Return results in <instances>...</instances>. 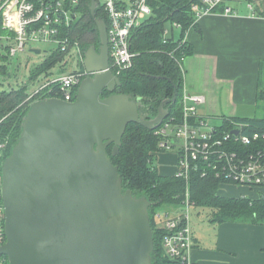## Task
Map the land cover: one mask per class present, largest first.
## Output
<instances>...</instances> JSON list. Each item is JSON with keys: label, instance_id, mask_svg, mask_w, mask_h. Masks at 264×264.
I'll use <instances>...</instances> for the list:
<instances>
[{"label": "water", "instance_id": "water-1", "mask_svg": "<svg viewBox=\"0 0 264 264\" xmlns=\"http://www.w3.org/2000/svg\"><path fill=\"white\" fill-rule=\"evenodd\" d=\"M97 7L90 0L98 46L84 51L89 75L75 99L33 102L3 161L6 241L0 254L8 264H153L152 203L123 188L107 147L112 144V156L119 152L129 123L155 129L175 102L177 87L153 117L143 113L139 98L118 92L121 81L108 70L106 24ZM104 91L109 94L102 96Z\"/></svg>", "mask_w": 264, "mask_h": 264}, {"label": "built area", "instance_id": "built-area-1", "mask_svg": "<svg viewBox=\"0 0 264 264\" xmlns=\"http://www.w3.org/2000/svg\"><path fill=\"white\" fill-rule=\"evenodd\" d=\"M96 1L105 16L108 70L119 76L133 64L136 53L130 48L131 38L135 30L151 15L150 0ZM240 5L245 7L249 15H259L255 0H191L189 8L194 16L193 21L197 22L210 14L236 16L241 13ZM70 19L69 10L63 9L60 2L0 0V22L2 28L8 32L2 37L10 43L7 54L12 60L30 44L44 42L58 46L61 51L66 52L65 56L74 55L80 64L75 70L51 74L32 93L48 87V93H51L49 98L73 101L80 82L89 75L83 66L84 54L78 42H69L67 37H60V27L69 25ZM174 27L179 28L180 25L173 22L170 30L164 28L163 36H168ZM183 37L181 44L186 33ZM181 44L178 43L176 48L181 47ZM184 59L181 51L177 60L181 70ZM59 64L64 65L61 62ZM204 100L203 95L182 89L179 100L180 115L176 117L168 113L153 129V134L159 140V150L155 154L175 150V168L172 175L182 179L185 184L181 203L177 207L169 208L162 220L166 229L163 246L169 256L186 264L191 263L189 254L193 246L190 224V208L195 207L190 195V181L193 176L212 177L223 186L234 185L249 190L254 187L264 188V134L244 133L246 123L240 120L227 117L225 122L222 117L199 114L197 106ZM217 119H221L220 122ZM7 148L8 141L0 139V246L6 241L1 170ZM159 217L157 212L156 220ZM0 264H8L5 255L0 254Z\"/></svg>", "mask_w": 264, "mask_h": 264}, {"label": "trees", "instance_id": "trees-1", "mask_svg": "<svg viewBox=\"0 0 264 264\" xmlns=\"http://www.w3.org/2000/svg\"><path fill=\"white\" fill-rule=\"evenodd\" d=\"M46 2H60L63 9L70 12L69 25L60 27V37H67L69 42L77 41L83 54L90 45L98 46V31L93 17L90 14V0H44ZM191 0H150L151 15L139 26L132 38L130 48L136 53L130 68L122 71L118 76L121 85L118 92L131 94L139 98L141 110L147 117H153L162 100L173 95V84L177 87L175 102L167 105L169 115H180L179 100L183 87L182 70L178 61L183 51L184 57L191 52L188 41L181 40L188 29L196 28L194 16L190 11ZM253 1V0H246ZM264 0L256 6L260 16L264 17L261 8ZM97 16H105L97 7ZM165 21L170 24L177 22L180 25L178 39L171 31L168 36H163ZM8 32L2 28L0 22V76H9L11 65L16 63L17 57L11 59L7 50L9 42L2 37ZM165 39V41H164ZM178 43L181 47H177ZM173 51L172 53H170ZM66 52L58 46L48 51L44 60L34 66L28 75L27 82H32L38 77H49L53 67L61 62ZM16 65V64H15ZM264 59L259 62L256 99H264L263 81ZM15 69V68H14ZM61 65L59 71H64ZM158 76H165L172 82ZM104 91L102 96L108 95ZM48 87H44L35 93H28L26 84L16 88L0 89V139L8 141L5 158L10 154L12 146L16 143L21 129V123L31 103L49 98ZM75 99V97H74ZM73 99V100H74ZM227 117L222 116L226 122L233 118L246 123L244 133L259 132L264 134V117ZM158 137L153 130L146 129L137 123H129L122 136L119 152L111 155L112 144L107 147V152L113 164L118 166L119 176L122 178L123 188H129L135 194L145 195L152 203L149 207L150 224L153 230L154 248L152 252L153 264H186L176 257L169 256L163 246V236L166 229L158 223L155 214L161 207H177L184 193V182L172 174H162L154 164L153 159L159 150ZM220 182L212 177L200 178L193 176L190 181V195L195 207L209 208L210 222H243L260 224L264 228V196H231L220 192ZM194 245V237L192 232ZM193 248V246H192ZM264 251V242L262 246ZM192 264V263H190Z\"/></svg>", "mask_w": 264, "mask_h": 264}, {"label": "crops", "instance_id": "crops-1", "mask_svg": "<svg viewBox=\"0 0 264 264\" xmlns=\"http://www.w3.org/2000/svg\"><path fill=\"white\" fill-rule=\"evenodd\" d=\"M239 9L241 13L236 16L205 15L197 21L196 28L186 32L185 40L192 52L182 63V89L204 96L206 114L198 111L201 115L255 116L242 114L239 107L257 103L259 62L264 59V17L249 15L243 5ZM262 78L264 81V68ZM160 167V173L172 174L175 157L170 166L161 164ZM211 223L217 226L212 242L206 239L199 225L191 224L194 245L189 260L192 264H264L262 225ZM206 240L210 242L209 247L202 246Z\"/></svg>", "mask_w": 264, "mask_h": 264}, {"label": "rangeland", "instance_id": "rangeland-1", "mask_svg": "<svg viewBox=\"0 0 264 264\" xmlns=\"http://www.w3.org/2000/svg\"><path fill=\"white\" fill-rule=\"evenodd\" d=\"M164 27L167 29H171L170 21H165ZM174 36L176 39H178L181 29L180 27L176 28L174 27ZM31 48L39 49L40 53L36 54L30 51ZM54 48L53 44L44 43V42H35L27 46L24 50V52L20 53L16 59V65H11L12 69L10 70L9 76L7 78L0 76V89H9L11 87L16 88L19 85L26 84V90L28 93H32L36 89H38L49 77H38L36 80L32 82H27L28 75L30 73V70L40 64L44 57L47 55L48 51ZM64 65V71H72L77 69L80 64L77 62V58L74 57V55H67L64 57V59L61 61ZM62 64H56L52 71L54 75L60 74L62 71H59V67ZM15 68V69H14ZM32 104V103H31ZM207 106H205V103H201L197 106V110L203 111ZM239 109L243 112L242 114H252L257 117H264V99L257 100V103L255 105H249V106H241ZM205 113V112H204ZM206 114V113H205ZM241 114V113H240ZM219 118V117H217ZM218 122H220L221 119H217ZM216 120V121H217ZM175 157V150L163 152L161 154H157L153 162L154 164L159 167L160 171L162 170L160 165L164 164L165 166H170L171 162H173ZM221 185L220 192L222 191L225 194L228 195H235L239 196L241 194L250 196L251 193L255 194L256 196L263 195L264 196V188L261 187H254V189L249 190L248 188H243L239 186L234 185H227L223 186ZM170 210L166 207H161L158 209L159 218H157V222L162 224V220L165 218L166 211ZM191 215H190V224L192 225H199L201 229L203 230L204 236L206 239H210L212 242L216 236L217 233V226L209 222V218L211 216L210 209L209 208H201V207H194L190 208ZM171 212V211H170ZM214 225V226H212ZM260 225V224H258ZM205 242V241H204ZM206 240L205 245H202L203 247H209V243Z\"/></svg>", "mask_w": 264, "mask_h": 264}]
</instances>
